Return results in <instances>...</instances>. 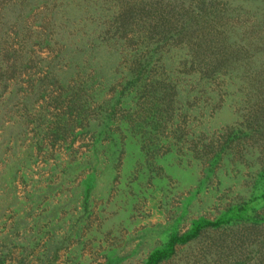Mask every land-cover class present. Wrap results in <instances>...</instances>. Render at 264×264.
<instances>
[{
    "label": "rangeland",
    "instance_id": "374dc122",
    "mask_svg": "<svg viewBox=\"0 0 264 264\" xmlns=\"http://www.w3.org/2000/svg\"><path fill=\"white\" fill-rule=\"evenodd\" d=\"M0 264H264V0H0Z\"/></svg>",
    "mask_w": 264,
    "mask_h": 264
}]
</instances>
